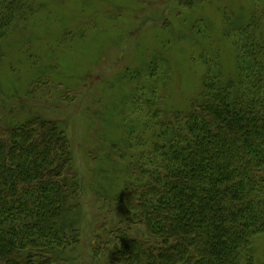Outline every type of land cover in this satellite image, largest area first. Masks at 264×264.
Listing matches in <instances>:
<instances>
[{"label":"trees","instance_id":"obj_1","mask_svg":"<svg viewBox=\"0 0 264 264\" xmlns=\"http://www.w3.org/2000/svg\"><path fill=\"white\" fill-rule=\"evenodd\" d=\"M36 6L0 0V43ZM224 22L232 25L227 13ZM235 29L228 70L213 50L195 53L191 62L203 72L186 109L158 96L137 115L136 147L126 153L110 144L125 163L121 189L103 196L113 200L119 225L103 222L93 233L106 264H264L254 242L264 232V0H253ZM136 74L126 69L124 77ZM4 122L0 264H60L78 240L84 206L68 136L39 115ZM135 225L141 233H131Z\"/></svg>","mask_w":264,"mask_h":264},{"label":"rangeland","instance_id":"obj_2","mask_svg":"<svg viewBox=\"0 0 264 264\" xmlns=\"http://www.w3.org/2000/svg\"><path fill=\"white\" fill-rule=\"evenodd\" d=\"M34 3L33 15L0 43V124L39 115L62 125L84 206L78 240L63 249L60 264H106L104 244H93V233L119 219L109 207L113 200L103 196L119 192L125 163L110 144L126 153L127 146L135 148L137 115L158 96L164 106L187 108L203 72L191 62L195 53L213 50L225 69L231 67L235 26L253 0H194L192 7L179 0ZM226 13L232 25L225 24ZM126 69L137 71L131 82ZM141 230L135 225L131 233ZM254 242L255 258L263 259L264 232ZM96 246L100 254L94 255Z\"/></svg>","mask_w":264,"mask_h":264}]
</instances>
